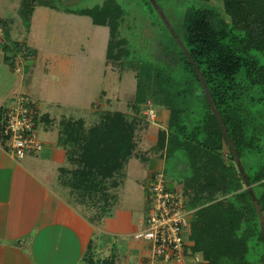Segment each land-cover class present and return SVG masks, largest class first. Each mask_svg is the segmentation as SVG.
I'll list each match as a JSON object with an SVG mask.
<instances>
[{
	"label": "trees",
	"instance_id": "obj_1",
	"mask_svg": "<svg viewBox=\"0 0 264 264\" xmlns=\"http://www.w3.org/2000/svg\"><path fill=\"white\" fill-rule=\"evenodd\" d=\"M220 3L221 11L201 4L185 9L177 36L181 85L159 71L144 81L141 70L151 67L124 60L127 41L119 26L125 10L117 0L65 11L108 27L105 62L136 70L134 111L149 99L168 108L160 149L165 147L166 156L183 157L188 172L181 189L193 209L185 255H198L200 264H264V62L258 56L264 54V0ZM39 5L50 4L20 0L18 12L27 26ZM7 21L0 16L1 33ZM12 49L3 61L14 70L16 55L31 49L24 43ZM95 115L92 120L61 118L56 143L69 164L60 168L63 181L75 191L77 203L90 207L92 219L100 220L112 209L114 191L123 182L136 122L120 110H96ZM5 137L0 109V140ZM100 262L116 264L113 257Z\"/></svg>",
	"mask_w": 264,
	"mask_h": 264
},
{
	"label": "rangeland",
	"instance_id": "obj_2",
	"mask_svg": "<svg viewBox=\"0 0 264 264\" xmlns=\"http://www.w3.org/2000/svg\"><path fill=\"white\" fill-rule=\"evenodd\" d=\"M47 1L50 5H39L34 9L27 26L18 12L20 0H0V14L9 19L5 23L4 33L0 30L1 104H14L21 93L35 99L39 113L37 137L44 147L55 145L59 120L66 116H84L92 120L96 110H120L129 117H134L135 146L123 170V182L114 191L116 197L112 209L129 211L130 222L139 223L141 220L139 228H142L146 222L148 192L154 172L162 171L168 181L180 188V181L188 172L182 156H166L165 147L160 149L159 132L162 130L164 133L166 129L168 108L149 99L144 105H140L139 111H134L131 104L137 88L136 70L127 65L120 69L116 63L105 62L108 27L92 23L87 15L65 11L66 8L78 9L101 4L103 0ZM117 2L125 10L119 26L120 36L127 41L128 55L124 60L151 67L149 71L142 68L140 77L144 81L151 73L159 71L162 78L171 77L175 84L181 85L180 79L184 76L179 63L182 45L177 36L181 32L185 9L187 6L201 4L221 11L220 0ZM16 43L26 44L31 53L17 54L15 62L18 64L13 70L3 61L2 56L5 52L13 54L12 46ZM258 56L264 62V54L258 53ZM148 108L154 109L153 118L146 115ZM44 115L54 118V130L43 119ZM8 140H5V144ZM59 166L58 170L55 166L57 172L52 173L50 167L47 171L43 169V172L53 175L52 181L63 199L77 202L75 191L63 181L64 176L61 174L60 168L69 167V164L65 160ZM82 206L89 211L90 207ZM96 234L93 236L94 243L96 240L99 242L112 237L108 234L102 237L99 232ZM195 258V254H192L182 260L159 263L200 264Z\"/></svg>",
	"mask_w": 264,
	"mask_h": 264
},
{
	"label": "crops",
	"instance_id": "obj_3",
	"mask_svg": "<svg viewBox=\"0 0 264 264\" xmlns=\"http://www.w3.org/2000/svg\"><path fill=\"white\" fill-rule=\"evenodd\" d=\"M9 105L0 100L3 115ZM5 140H0V264H102L108 257L116 264L165 263L150 255L149 242L134 237L142 221L131 223L129 211L113 208L94 220L81 204L63 199L53 175L43 172L48 167L57 172L66 160L56 141L16 158ZM98 232L112 237L94 243Z\"/></svg>",
	"mask_w": 264,
	"mask_h": 264
},
{
	"label": "built area",
	"instance_id": "obj_4",
	"mask_svg": "<svg viewBox=\"0 0 264 264\" xmlns=\"http://www.w3.org/2000/svg\"><path fill=\"white\" fill-rule=\"evenodd\" d=\"M15 62V68L17 67ZM146 115L155 116L153 108ZM3 133L10 141L12 153L23 158L29 152H38L43 143L37 137V101L21 93L16 102L10 104L3 115ZM146 222L134 232L137 239L150 242V255L166 261H178L186 257L184 250L188 244L187 231L193 209L179 186L169 183L162 171L152 177L148 192ZM197 258V255H195Z\"/></svg>",
	"mask_w": 264,
	"mask_h": 264
}]
</instances>
